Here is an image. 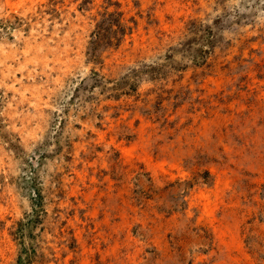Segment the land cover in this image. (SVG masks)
Here are the masks:
<instances>
[{
	"label": "rangeland",
	"instance_id": "obj_1",
	"mask_svg": "<svg viewBox=\"0 0 264 264\" xmlns=\"http://www.w3.org/2000/svg\"><path fill=\"white\" fill-rule=\"evenodd\" d=\"M0 264H264V0H0Z\"/></svg>",
	"mask_w": 264,
	"mask_h": 264
},
{
	"label": "bare ground",
	"instance_id": "obj_2",
	"mask_svg": "<svg viewBox=\"0 0 264 264\" xmlns=\"http://www.w3.org/2000/svg\"><path fill=\"white\" fill-rule=\"evenodd\" d=\"M3 38V37H2ZM27 41V40H26ZM30 41V40H29Z\"/></svg>",
	"mask_w": 264,
	"mask_h": 264
}]
</instances>
